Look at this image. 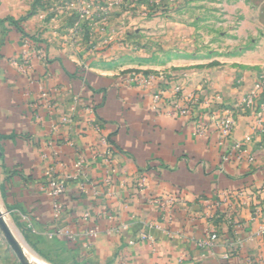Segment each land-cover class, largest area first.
<instances>
[{"label": "crops", "instance_id": "0c3cea01", "mask_svg": "<svg viewBox=\"0 0 264 264\" xmlns=\"http://www.w3.org/2000/svg\"><path fill=\"white\" fill-rule=\"evenodd\" d=\"M7 9L0 8V203L33 251L31 259L35 254L47 264H264V115H256V98L234 117L228 140L212 126L198 131L190 118L152 111L147 95L117 86L108 70L85 67L83 58L51 40L50 28L40 30L31 19L11 24L21 14ZM47 36L50 43L42 41ZM243 80H214L208 93L237 101ZM92 123L109 138L117 172L110 188L104 163L91 155L97 143ZM233 143L242 144L241 160L234 153L223 160ZM78 152L88 162L84 175L63 178L65 194L49 196L46 170L72 176ZM141 176L143 195L136 189ZM167 197L175 200L168 212L150 202ZM55 202L61 206L58 218ZM91 227L99 234L85 235ZM62 228L71 229L76 240L59 235ZM208 232L218 239L199 247ZM232 243L240 246L232 251Z\"/></svg>", "mask_w": 264, "mask_h": 264}, {"label": "rangeland", "instance_id": "374dc122", "mask_svg": "<svg viewBox=\"0 0 264 264\" xmlns=\"http://www.w3.org/2000/svg\"><path fill=\"white\" fill-rule=\"evenodd\" d=\"M0 8L21 14L11 17L16 24L31 19L40 30L50 28L51 40L85 67L104 68L117 86L147 95L155 113L166 116L183 99L198 131L212 126L219 133L216 121L229 110L232 117L245 113L249 96L264 104V0H0ZM238 78L245 87L239 100L209 95L214 80ZM5 220L27 261L47 264L31 259V248ZM0 264H21L1 231Z\"/></svg>", "mask_w": 264, "mask_h": 264}, {"label": "built area", "instance_id": "2783aa9c", "mask_svg": "<svg viewBox=\"0 0 264 264\" xmlns=\"http://www.w3.org/2000/svg\"><path fill=\"white\" fill-rule=\"evenodd\" d=\"M146 81V80H145ZM145 81L143 80L142 83H145ZM160 83H167V82H163V80H159ZM175 94H177V92L175 91ZM255 99V97L249 96L247 97V103H249L248 105L252 104L253 100ZM182 100L183 99H179ZM177 100L174 104V108H171V111L166 115L169 116L171 118H190V116L192 115V108L190 107V104H184V102L182 103L180 101V103L184 104H180L178 103ZM246 103V104H247ZM231 111L232 115L234 114V112L232 110ZM257 113L256 115L258 116L259 119L263 118V114H264V104H259L257 106L256 109ZM91 112V110H90ZM164 115V114H162ZM228 116L226 119L222 120V121H216L217 127L221 130L219 132L220 136L222 139L224 140H228L231 137V133L233 131L235 122H234V117ZM63 121L66 123L71 122L70 119L68 118H63ZM89 127L93 130V132L97 135V143L95 146H92L90 148L91 150V155L93 157L94 160H101L104 165H105V172H106V178L104 180V184L106 186H110V184L112 183L113 178L116 176V169L113 166V155H112V151H111V146H110V142H109V138L107 135H105L102 131V128L99 125L96 124H91L89 125ZM230 153H227L226 156H223V160H227L229 156H231L233 153L236 157L237 161H240L242 158V144L241 143H233L230 146ZM88 167V162L85 160L83 154L81 152H78L76 155V159L74 161V168H75V173L72 176H68L66 174H62V176L58 177L56 174L58 173L55 167H49L46 170V174L49 178V190H48V195L53 197V198H58L59 196L65 194L66 192V185L64 183L63 178H78L79 176H83V171L84 169ZM125 184V183H124ZM86 188L85 182L81 183L80 185V191L84 192ZM110 188V187H109ZM147 188L146 185V178L145 176H141L139 177V179L136 182V189L138 191L139 194L143 195V193H145ZM108 192L110 193V189H108ZM239 197L242 196V194H237ZM151 203L156 204L163 212H168L169 210L172 209L175 200H173L172 198H165V199H153L150 200ZM53 211H54V215L56 218H58V216L61 214V206L59 205V203L55 202L53 205ZM89 218L88 214H84L83 216V220L87 221ZM150 228L153 227V225L149 226ZM126 227L123 226L119 229L116 230V233H119L123 230H125ZM59 235L64 236L65 238H67L69 241L74 242L76 240V234H74L71 229L69 228H62L60 230H58L57 232ZM85 235L88 236H96L99 234V229L97 227H91L89 229H87L85 232ZM206 241L204 242H199L198 246L199 247H204L208 244H213V242H215L218 239V235L214 232H208L206 233ZM142 239H148V241L152 242V239L148 236V235H142ZM135 242L134 241H129L128 245L132 246L134 245ZM240 245L238 243H232L231 245V249L232 251H235ZM230 258V254H224L222 256V260L223 261H228V259ZM250 264L252 263L251 259L247 260Z\"/></svg>", "mask_w": 264, "mask_h": 264}, {"label": "water", "instance_id": "95a60500", "mask_svg": "<svg viewBox=\"0 0 264 264\" xmlns=\"http://www.w3.org/2000/svg\"><path fill=\"white\" fill-rule=\"evenodd\" d=\"M0 156H1V152H0ZM0 231L2 232L5 241L9 245L10 249L18 258L19 262L21 264H32L31 262L27 261L23 247L21 246V244L13 234V231L6 222L4 214L1 211H0Z\"/></svg>", "mask_w": 264, "mask_h": 264}, {"label": "trees", "instance_id": "16d2710c", "mask_svg": "<svg viewBox=\"0 0 264 264\" xmlns=\"http://www.w3.org/2000/svg\"><path fill=\"white\" fill-rule=\"evenodd\" d=\"M10 22H11V24H14V25H16V22H15V21H13L12 19L10 20Z\"/></svg>", "mask_w": 264, "mask_h": 264}]
</instances>
